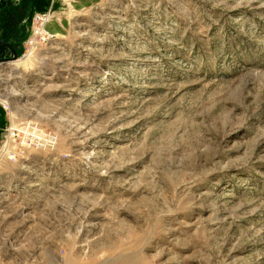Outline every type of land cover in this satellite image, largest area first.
<instances>
[{"label":"rangeland","instance_id":"obj_1","mask_svg":"<svg viewBox=\"0 0 264 264\" xmlns=\"http://www.w3.org/2000/svg\"><path fill=\"white\" fill-rule=\"evenodd\" d=\"M2 6L0 264H264V0Z\"/></svg>","mask_w":264,"mask_h":264},{"label":"water","instance_id":"obj_2","mask_svg":"<svg viewBox=\"0 0 264 264\" xmlns=\"http://www.w3.org/2000/svg\"><path fill=\"white\" fill-rule=\"evenodd\" d=\"M0 44H2L4 46H7L10 49V51H11L10 53H12V58L11 59H7V60H16V55L14 53V50L9 45H7L5 42L0 41ZM7 60L6 59L0 60V63H3V62L7 63Z\"/></svg>","mask_w":264,"mask_h":264},{"label":"crops","instance_id":"obj_3","mask_svg":"<svg viewBox=\"0 0 264 264\" xmlns=\"http://www.w3.org/2000/svg\"><path fill=\"white\" fill-rule=\"evenodd\" d=\"M47 2H48V0H47ZM3 8H5V6H2L1 8H0V12H1V10L3 9ZM4 10V9H3ZM3 12V11H2ZM2 14V13H1ZM3 15V14H2ZM3 20H4V22H3ZM2 21V22H1ZM6 16L5 17H3L2 18V20H1V17H0V28H2V26H4V24L6 25L7 23H6ZM0 41H2V42H5L6 43V41H3V40H0ZM7 44V43H6ZM2 45V44H1ZM8 45V44H7ZM4 48H6V49H8V50H10L7 46H4V45H2ZM11 52V51H10Z\"/></svg>","mask_w":264,"mask_h":264},{"label":"built area","instance_id":"obj_4","mask_svg":"<svg viewBox=\"0 0 264 264\" xmlns=\"http://www.w3.org/2000/svg\"><path fill=\"white\" fill-rule=\"evenodd\" d=\"M59 1H61L63 3L65 0H59ZM53 4H54V0H51V7H52ZM51 7H50V9H51ZM36 18L39 19L40 22L45 21V20L48 19V17L46 18L45 16H40V15H38V17H36Z\"/></svg>","mask_w":264,"mask_h":264},{"label":"trees","instance_id":"obj_5","mask_svg":"<svg viewBox=\"0 0 264 264\" xmlns=\"http://www.w3.org/2000/svg\"><path fill=\"white\" fill-rule=\"evenodd\" d=\"M0 46H2L1 44H0ZM3 47V46H2Z\"/></svg>","mask_w":264,"mask_h":264}]
</instances>
